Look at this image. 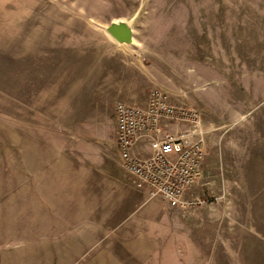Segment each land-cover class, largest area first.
Returning a JSON list of instances; mask_svg holds the SVG:
<instances>
[{"label":"rangeland","instance_id":"1","mask_svg":"<svg viewBox=\"0 0 264 264\" xmlns=\"http://www.w3.org/2000/svg\"><path fill=\"white\" fill-rule=\"evenodd\" d=\"M155 90L200 114L187 210L117 196ZM0 264H264V0H0Z\"/></svg>","mask_w":264,"mask_h":264},{"label":"built area","instance_id":"2","mask_svg":"<svg viewBox=\"0 0 264 264\" xmlns=\"http://www.w3.org/2000/svg\"><path fill=\"white\" fill-rule=\"evenodd\" d=\"M189 129L173 133L172 128ZM147 143L150 154L137 155ZM116 144L125 170L148 199L160 198L173 209L187 210L195 203L187 195L203 177L205 142L200 132V114L177 107L161 90L151 93L145 106H116Z\"/></svg>","mask_w":264,"mask_h":264},{"label":"crops","instance_id":"3","mask_svg":"<svg viewBox=\"0 0 264 264\" xmlns=\"http://www.w3.org/2000/svg\"><path fill=\"white\" fill-rule=\"evenodd\" d=\"M97 66L91 67V70L90 69L88 70V68H85V69L83 68L84 70H86L85 74H88L90 72L91 82H93V83H94V81H97V79L99 78L98 75L100 72H99V67H97ZM84 77H86V76H84ZM130 105H132V104H130ZM188 127L189 126H186V125H181V127L177 126V127H175L177 129L175 133L181 132V131H186L189 129ZM115 142H116V139H115ZM135 152L137 155L147 156L150 154L149 145L147 143H142V144L138 145V147H136ZM206 157L208 160L209 159L208 156H206ZM207 160H205L206 162L204 164V169H203V177L204 178H202L200 180V182L198 183V185L194 188H203L202 186L205 185L204 184V181L206 178L205 176L206 175L208 176L209 173L212 171L211 170L212 164L207 165ZM115 188L118 190V192H117L118 198H121V200L125 206L132 205V204H138V206H140V207H142V206H150V208L155 207V206H151L152 201L155 199L149 200L147 192L141 191L135 186L133 178L131 177V175L128 172H125L124 178L116 181V187Z\"/></svg>","mask_w":264,"mask_h":264},{"label":"water","instance_id":"4","mask_svg":"<svg viewBox=\"0 0 264 264\" xmlns=\"http://www.w3.org/2000/svg\"><path fill=\"white\" fill-rule=\"evenodd\" d=\"M108 32L119 43L129 44L132 41L131 30L124 24H115Z\"/></svg>","mask_w":264,"mask_h":264}]
</instances>
